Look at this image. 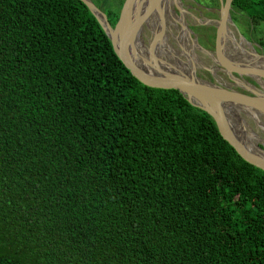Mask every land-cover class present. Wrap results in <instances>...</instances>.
<instances>
[{"label":"trees","instance_id":"1","mask_svg":"<svg viewBox=\"0 0 264 264\" xmlns=\"http://www.w3.org/2000/svg\"><path fill=\"white\" fill-rule=\"evenodd\" d=\"M229 14L264 26V0ZM0 264H264V172L80 0H0Z\"/></svg>","mask_w":264,"mask_h":264},{"label":"water","instance_id":"2","mask_svg":"<svg viewBox=\"0 0 264 264\" xmlns=\"http://www.w3.org/2000/svg\"><path fill=\"white\" fill-rule=\"evenodd\" d=\"M80 1L96 18L109 38L120 65L127 73L144 86L177 90L192 106L205 112L213 119L221 137L245 162L264 172V154H255L247 148L235 130L232 117L227 112L228 108L238 107L264 114L263 95L241 87L248 93L245 94L216 80H204L196 74L194 69L191 72H185L166 63L164 58L157 55L154 50L155 42L166 30L164 23L159 34L153 35L148 45L143 43L147 48L149 57H151V68L141 67L130 59L129 48L137 37H142L144 27H147L150 18L154 14L162 17L164 0H124L114 27L110 26L106 15L90 0ZM219 3L220 16L215 21L214 53L209 54V56L218 65V70L224 71L230 80H233L235 76L263 79L264 70L237 65L225 56L224 40L228 23H232L229 14L232 0H219ZM178 10L181 13L179 8ZM235 118L238 119V117ZM258 148L264 153L263 148L259 146Z\"/></svg>","mask_w":264,"mask_h":264},{"label":"bare ground","instance_id":"3","mask_svg":"<svg viewBox=\"0 0 264 264\" xmlns=\"http://www.w3.org/2000/svg\"><path fill=\"white\" fill-rule=\"evenodd\" d=\"M174 6L181 10V15L176 16ZM162 17L154 14L147 25L152 35L157 36L161 26L165 24V32L160 36L154 44V50L157 55L162 56L166 63L178 67L185 72H191L193 69L206 68V64L202 62L196 55L198 49L196 42L191 38V33L186 26V17L188 13L180 6V0H164L162 6ZM101 19V18H100ZM103 22V20L101 19ZM109 32V31H108ZM174 39L175 45H170L168 39ZM225 56L233 63L244 67H256L264 70V60L256 57L247 48L249 46L243 39H238L235 32L226 29L225 33ZM130 59L141 67L151 68V57H149L147 48L143 44L142 37H137L132 43L128 51ZM218 69L213 70L216 81L222 83V78L217 74ZM254 81L261 87L262 91L258 92L264 96V78L253 77ZM235 84L247 90L254 92L255 89L247 85L244 81L233 77ZM225 84V83H222ZM228 114L232 117L235 130L247 148L255 154H264L258 144L264 141L260 140L255 131L249 130L246 119L252 120L256 124V128L264 131V114L250 109L228 108ZM242 115L244 117L242 118ZM238 117V119H234Z\"/></svg>","mask_w":264,"mask_h":264},{"label":"rangeland","instance_id":"4","mask_svg":"<svg viewBox=\"0 0 264 264\" xmlns=\"http://www.w3.org/2000/svg\"><path fill=\"white\" fill-rule=\"evenodd\" d=\"M94 5L98 3V0H90ZM213 0H180L181 8L188 13L186 17V26L191 33V38L196 42L198 49H196V55L203 63L206 64V68H197L196 74L207 81H210L211 78L213 81L216 80L215 75L213 74L214 69H218L216 62L209 56V54L214 53V38H215V21L219 19V0L217 6H211ZM96 6V5H95ZM97 7V6H96ZM98 8V7H97ZM99 9V8H98ZM175 10L176 16H180L181 13L178 10L177 6L173 8ZM231 18V16H230ZM208 28L205 29V28ZM228 29L235 32L238 39H243L246 43L249 44L248 50L251 53H254L256 57L263 59L264 58V49L261 48L260 42L264 41V26L257 25L251 26L247 22L243 21L242 18L236 19L235 22L232 21L231 24L228 23ZM209 35H211L209 37ZM153 35L147 27H144L142 33V40L145 45H148V42L152 39ZM170 45H175V40L168 39ZM226 41L224 40V52H225ZM217 74L222 78V83H225L226 86L233 90L240 92H246L237 86L233 80H230L227 74L222 70H217ZM236 79L244 81L247 85L252 86L255 91L261 92V87L254 81V79L248 76H235ZM244 115H242V118ZM249 130L255 131L259 136L260 140L264 141V131L261 132L256 128L255 122L252 120L246 119ZM259 147L263 148L262 143L258 144Z\"/></svg>","mask_w":264,"mask_h":264},{"label":"flooded vegetation","instance_id":"5","mask_svg":"<svg viewBox=\"0 0 264 264\" xmlns=\"http://www.w3.org/2000/svg\"><path fill=\"white\" fill-rule=\"evenodd\" d=\"M229 13H230V11H229ZM219 16H220V7H219ZM242 93L248 94L247 92H242Z\"/></svg>","mask_w":264,"mask_h":264}]
</instances>
